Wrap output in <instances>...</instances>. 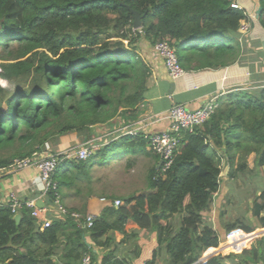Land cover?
Instances as JSON below:
<instances>
[{"label":"trees","instance_id":"trees-1","mask_svg":"<svg viewBox=\"0 0 264 264\" xmlns=\"http://www.w3.org/2000/svg\"><path fill=\"white\" fill-rule=\"evenodd\" d=\"M237 2L0 0V155L13 152L0 156V169L16 159L37 157L47 151V144L69 134L89 138L93 129L120 116L136 119L151 76L138 48L140 41L151 43L153 49L156 43L167 42L184 70L223 69L246 51L252 62L264 59V41L241 34L249 19L244 9L232 7ZM255 2L262 9L258 23L264 30V0ZM133 11L141 17L138 30ZM218 103L204 125L183 133L165 175L154 166L146 188L126 196H102L106 206L89 228L71 216L81 214L86 225L91 215L86 205L82 210L67 208L61 219L49 215L52 223L44 229L33 209L24 206L16 222L11 209L0 205V262L80 264L90 254L93 264H124L115 257L114 233L126 236L128 227L136 226L154 239L149 250L136 245L137 258L141 251H149L144 264H157L158 249L165 245L168 264H264V233L258 237V249L221 254L220 244L228 233L251 234L257 229L254 224L241 219L218 222L217 231L205 223L222 191V164L233 179L239 173L264 170V87L232 91ZM149 144L142 133L119 135L105 140L87 160L61 161L53 177L61 201L73 190L88 202L94 196L90 185L95 161L106 164V156L120 149L133 157L151 155ZM251 155L254 169L248 166ZM132 160L128 168L134 166ZM54 197L50 192L47 202ZM116 199L122 201L117 208ZM263 209L264 204L255 205V215ZM174 217L177 229L171 223ZM260 222L264 227V218ZM100 248L106 252L99 259L95 250Z\"/></svg>","mask_w":264,"mask_h":264},{"label":"crops","instance_id":"crops-1","mask_svg":"<svg viewBox=\"0 0 264 264\" xmlns=\"http://www.w3.org/2000/svg\"><path fill=\"white\" fill-rule=\"evenodd\" d=\"M238 1L242 3L243 6H245V9L248 8L250 3H253V5L255 3V6L257 5L258 8L257 2H253V0L251 2L249 0ZM262 33H264V30ZM245 37L247 40L249 39L248 36ZM261 38L262 37H258L255 39L263 42L264 39ZM138 48L141 51L142 56L145 57L146 63L151 69V76L149 78L148 91L146 93L145 101L140 106L136 114V119L127 120L123 116H120L115 120H112L107 125L93 129V132H91L89 138L86 135H78L74 133L69 134L57 142L47 144L49 150L42 152L39 155L44 156L48 154L59 153L69 149L70 147L82 145L86 142L100 145L111 136L112 138L118 137L121 133V130L130 124L139 125L142 123L141 125L146 126L144 129V134L146 135L161 133L169 128L170 122L167 119V115L170 109L175 105H182L185 108L194 111L201 108L209 99L214 96L223 97L232 91H238L240 89H257V86L264 84V69L262 68L264 65V59H262V57H258V61L252 62L250 51H246L242 55V58L238 60V62L229 67L219 70H184V74L181 77L172 79L168 73L164 60L155 53L151 43L147 41H140L138 43ZM257 53H260V50H258ZM147 151L150 152L152 156L149 154L136 155L133 158L134 166L130 168L131 170H134L137 166H139L140 179L142 178L141 175L143 172L147 174L148 171L149 173V171L154 166H157L158 169L160 163V159L156 161L155 154L150 150L149 147L147 148ZM12 153V151H7L2 153L0 156L7 157ZM114 167V170L111 169V171L103 172L101 168L96 166V168L99 169L97 175H95L96 171L92 170L93 182L102 178L103 182H105V178L109 181L110 176L113 175L112 179L116 182V184H130L129 180L131 176H129L127 172L122 171L123 165H117ZM119 173L121 175H125L126 177H119ZM226 173L227 171L225 174ZM39 175V171L35 168H30L20 173L0 174V205L6 204L10 194L14 193L22 201H36L37 203L41 202L44 205L42 208L49 207V203L46 199L41 198V193L37 188V186L40 185ZM111 188L112 189L109 190V194L107 192L103 196H110L111 194L115 196H126L135 192L136 190H139L134 187L128 190V192H125L123 187ZM93 194L94 196L87 202L85 201L87 199L86 196H76L73 190L68 191V197H63L62 202L63 205L69 209L76 208L82 210L86 205V208L90 211L91 216L95 217L101 214L106 206V203L102 201L104 197L102 198V196L96 195L94 192ZM217 217L218 214L213 216L209 213L205 218L209 220V225L213 226L215 230L219 231L220 227L218 224L220 222ZM178 222L179 221L177 217L172 219L171 223L173 225V229H177L179 227ZM127 233L128 234L126 236L125 234L119 232L114 233L117 248V250L115 249L116 260L123 262L124 264H144V257L149 251L146 253L141 251L140 257L137 258L136 245L139 244L141 249L145 248L149 250L151 248V243L154 242L152 233L148 232L147 234H143L136 226L128 227ZM136 234L139 235L137 239L131 237L132 235L135 236ZM223 241L224 240H222L221 244ZM244 243L245 244L241 247V249L236 248L234 250L231 249L221 252L222 256L225 257L230 253L238 254L243 250H250L252 248L258 249V240H249ZM107 251L109 252L111 250ZM95 252L99 255L100 259L106 251L100 248L95 250ZM168 261L169 256L167 254V248L165 245L163 249H158L157 264H168Z\"/></svg>","mask_w":264,"mask_h":264},{"label":"built area","instance_id":"built-area-1","mask_svg":"<svg viewBox=\"0 0 264 264\" xmlns=\"http://www.w3.org/2000/svg\"><path fill=\"white\" fill-rule=\"evenodd\" d=\"M233 8L242 9L236 3L232 5ZM248 30V25L243 22L241 29ZM155 53L164 60L166 68L172 79H177L184 74L176 50L167 42H158L154 46ZM264 87V86H263ZM220 96H214L209 99L201 108L197 110H189L182 105L173 106L168 112L167 119L170 126L167 130L153 135L144 134L146 126L141 125H127L121 130L120 135L136 136L140 133L144 134L149 141L150 150L159 157L162 165L160 167L162 175H165L174 163V159L178 153L179 145L184 132L194 133L196 129L204 125L216 112L219 106ZM99 145L86 142L82 145L70 147L69 149L48 155H38L35 158L16 159L9 167L1 168L0 174L5 173H20L24 170L35 168L39 171L40 185L37 186L41 193V198L46 199L50 192L54 194V200L49 207L40 208L36 201H22L16 194L12 193L8 197L6 204L11 209L12 214L19 215L20 210L25 206L33 209L32 215L41 224V228H47L52 223V218L61 219L68 214V209L63 205L61 196L58 192L57 183L53 180L56 169L63 160H87L95 152ZM49 147L47 146V151ZM107 203V199H102ZM122 201L116 199L113 202L114 207H120ZM75 221L83 227H91L94 216H88L86 225L82 221V215L79 213H72ZM252 235L251 237H253ZM250 237L242 230H235L226 235V239L221 244V252L233 249L236 245H240L244 241H249ZM0 264H5L0 262ZM80 264H93L92 256L86 254Z\"/></svg>","mask_w":264,"mask_h":264},{"label":"rangeland","instance_id":"rangeland-1","mask_svg":"<svg viewBox=\"0 0 264 264\" xmlns=\"http://www.w3.org/2000/svg\"><path fill=\"white\" fill-rule=\"evenodd\" d=\"M250 2L252 0H249ZM253 2H255L253 0ZM239 5L242 9L246 11V14L249 18V21L246 22L248 25V30L246 29H240L241 34L248 36L249 39H255L258 37H262L261 39H264V33L261 29L258 18H257V5L255 6V3H250L248 5V8L245 9L242 3L239 1L236 3ZM134 30H138L135 29ZM249 46H251L249 44ZM264 86V85H262ZM257 86L256 88H262ZM251 89V88H247ZM112 137V136H111ZM121 150V149H120ZM114 151L113 153H110L106 156L107 162L106 164H98L97 161H95L93 164L94 167L92 170L96 171L95 175L98 173V169L101 168L103 172L111 171V169L114 170V166L117 165H123L122 171L127 172L129 176H131L129 183H119L116 184L115 181H113L112 176H110L109 181L105 178V182H103L102 179H97L95 182H93L91 188L93 189V192L96 195L103 196L107 192L109 194V190L113 188H121L123 187L125 192H128L131 188L136 189H142L146 188L148 184V171L147 174L143 172L140 179V170L139 166L136 167V169L131 170L128 168L130 165V162L133 160L132 154H126L124 151ZM98 166L99 168H96ZM224 170L223 174L226 170V165H221ZM248 166L250 169H254V155H251L248 159ZM122 167V166H121ZM116 170V169H115ZM130 172H129V171ZM227 173L224 174V177L222 179L223 186L222 191L218 194V196L215 197L214 202L212 203L208 213H210L213 216H216L218 214L217 219L220 223H227L228 221H234V220H244L247 222H250L251 224H254L255 227H257L256 231L249 234L250 240H258V237L263 233L264 227L261 225V219L264 218V209L259 212V216L255 215V205H263L264 204V170L261 172H251V173H239L236 178H230L228 177L229 168L226 170ZM120 177H126L125 175L118 174ZM95 177V176H94ZM93 177V178H94ZM97 177V176H96ZM115 180V179H114ZM134 180V181H133ZM83 189L86 191L87 186L83 185ZM77 196V195H76ZM110 196H113L111 194ZM68 197V196H67ZM205 223H210L208 219H206ZM259 232V233H258ZM254 235L253 237H251ZM245 242V241H244ZM243 242V243H244ZM242 243V244H243Z\"/></svg>","mask_w":264,"mask_h":264},{"label":"water","instance_id":"water-1","mask_svg":"<svg viewBox=\"0 0 264 264\" xmlns=\"http://www.w3.org/2000/svg\"><path fill=\"white\" fill-rule=\"evenodd\" d=\"M261 11H262V9L261 8H258L257 18H259V15H260ZM133 14L135 15L134 28L135 29H139L141 27V17H140V14L137 13V12H134V11H133ZM161 165H162V162L159 163L158 169H160ZM227 169H228V166L226 167V170ZM226 170H225V172H226ZM225 172H224V174H225ZM38 206L42 208L44 205L41 202H39L38 203ZM20 219H21V216L20 215H16L15 216L16 222H19Z\"/></svg>","mask_w":264,"mask_h":264}]
</instances>
